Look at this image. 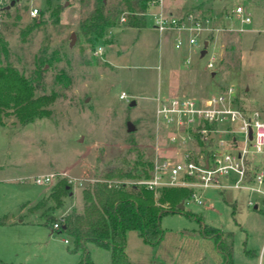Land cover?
<instances>
[{"label": "rangeland", "instance_id": "rangeland-1", "mask_svg": "<svg viewBox=\"0 0 264 264\" xmlns=\"http://www.w3.org/2000/svg\"><path fill=\"white\" fill-rule=\"evenodd\" d=\"M97 1L20 0L0 28L8 50V55L0 52V66L10 63L33 77L37 56L55 54V61L46 65L38 82L37 95L57 94L47 116L27 124L15 114L2 116L0 219H24L14 226L0 223V257L6 264H76L81 259L80 251H72L73 241L65 232L52 231L45 207L33 208L41 200H48L47 207L54 206L48 196L59 179L69 183L74 179V195L65 198L63 207L53 209L57 217L81 210L83 188L104 179L112 169L132 167L139 158L180 157L166 135L158 134L154 120L155 98L170 93L171 81L197 82L200 93H188L198 98L233 84L236 104L257 110L264 118V0H231L232 5L244 3L253 23L244 33H230L218 41L223 48L214 70L206 65L210 52L202 56L198 49L192 55L189 49L178 50L169 32L154 28L150 16L144 26L117 23L108 27L93 48L79 25ZM31 5L39 8V15L44 11L45 23L28 30ZM58 5L59 16H52ZM73 33L76 40L71 44ZM231 44H235L234 51ZM233 54L237 59L231 58ZM212 71L216 74L211 75ZM62 72L70 81L62 78ZM122 91L129 101L120 98ZM133 100L136 105L131 106ZM130 123L135 130H129ZM188 147L196 158L207 152L206 148L202 152L196 146ZM258 160L249 161V175L264 169V158L260 166ZM41 174H53L55 179L37 184L34 178ZM136 179L125 178L127 184ZM203 195L204 203L188 198L182 212L162 216L164 237L158 245L129 230V259L134 264H219L218 244L203 234L208 225L234 233L233 264H264V198L247 189L220 187H211ZM88 248L95 264H112L109 249L93 243Z\"/></svg>", "mask_w": 264, "mask_h": 264}, {"label": "built area", "instance_id": "built-area-1", "mask_svg": "<svg viewBox=\"0 0 264 264\" xmlns=\"http://www.w3.org/2000/svg\"><path fill=\"white\" fill-rule=\"evenodd\" d=\"M19 1L0 0V28ZM230 2L147 0L144 14L151 17L154 28L160 33L172 34L178 50L193 52L198 49L202 54L206 48V53H211L207 68L214 70L223 48L222 43L218 47V41L230 33H244L246 27L253 23V16L244 3L232 5ZM29 14L32 18L38 16L39 8L31 5ZM125 21L126 17L122 16L121 23ZM102 51L99 47L98 53ZM186 59L190 61V57ZM156 97L154 120L157 131L160 130L158 134L166 135L176 156L180 157L159 158L157 155L151 175L132 180L130 184L154 191L162 187H187L191 189L189 198L199 203H204L203 193L211 187L247 189L264 198V169H256L251 175L248 172L250 160L256 162L261 156L256 163L260 166L264 158V118L259 111H248L236 104L237 93L233 84L225 91L206 97L188 94H158ZM120 98L129 101L126 91L121 92ZM250 131L253 132L252 137ZM200 142L204 143L208 153L203 152ZM189 145L192 149L194 146L201 149L200 158L192 156ZM54 179L53 174H41L34 181L44 184L52 183ZM73 181L71 179L70 183ZM59 226L58 222L54 224L55 229Z\"/></svg>", "mask_w": 264, "mask_h": 264}, {"label": "trees", "instance_id": "trees-1", "mask_svg": "<svg viewBox=\"0 0 264 264\" xmlns=\"http://www.w3.org/2000/svg\"><path fill=\"white\" fill-rule=\"evenodd\" d=\"M48 2L51 3V0ZM146 5L147 0H117L114 4H110L109 0H98L94 10L80 22L79 30L94 48L103 39L108 27L121 24L122 16L126 17V26H144ZM60 11L61 6L58 5L50 14L58 17ZM43 15L44 11L41 10L39 16L32 18L27 29L33 30L43 25ZM17 17L21 18V15ZM230 50H235V44H231ZM0 52L8 55L6 42L1 36ZM231 58L237 59V54ZM55 59V54L42 53L37 56L36 76L33 77L27 76L10 63L0 66V123L5 114H15L22 124L50 114L49 106L57 94L37 95V89L46 65L53 64ZM61 75L70 81L65 72ZM200 144L204 147L203 142ZM152 168L153 160L139 158L132 167L110 170L106 173L107 177L83 188L81 210L75 209L57 217L53 209L63 207L65 198L74 192L72 184L61 178L48 196V199L54 201V206L47 207L48 200H41L33 208L45 207L44 214L52 222V231L65 232L72 239V251L81 252V259L76 264H95L88 248L89 243L109 249L112 264H134L127 253V232L136 230L146 242L158 245L164 237L162 216L168 212H182L179 205L191 195V189L187 187H162L154 191L124 181L125 178L149 177ZM8 222L7 218L0 219L1 224ZM56 222L60 226L55 229ZM203 234L218 244L222 257L219 264H233L234 233L204 225ZM0 264L6 263L0 258Z\"/></svg>", "mask_w": 264, "mask_h": 264}, {"label": "crops", "instance_id": "crops-1", "mask_svg": "<svg viewBox=\"0 0 264 264\" xmlns=\"http://www.w3.org/2000/svg\"><path fill=\"white\" fill-rule=\"evenodd\" d=\"M147 9V5H146V8H145V10ZM146 17H148L147 15H145V25L147 24V18ZM151 18V17H150ZM151 22H152V20H151ZM153 23V22H152ZM124 24V23H123ZM169 35L171 36V37H173L172 36V34L171 33H169ZM172 41H173V39H172ZM191 54L190 55H192V52H190ZM189 56V55H188ZM216 74V72L215 71H212L211 72V75H215ZM189 81L187 82V81H185L184 83H181V82H175V81H171L170 82V85H168V92H170V93H166L167 95H182V94H188V95H191V94H189L190 92H193V94L195 95H198L199 93H200V91H201V89H200V87L198 86V84H196L197 82H194L193 83V81H191L190 79H188ZM197 88V89H196ZM178 90V91H177ZM177 92V93H176ZM182 93V94H178V93ZM189 92V93H188ZM194 95H191V96H194ZM194 97H196V96H194ZM73 195H74V192L72 193ZM258 206V205H257ZM22 223H24V219H21V220H19V221H11V220H9V222H8V225H11V226H14V225H19V224H22ZM1 258V257H0ZM2 259V258H1ZM219 262H221V261H219Z\"/></svg>", "mask_w": 264, "mask_h": 264}, {"label": "water", "instance_id": "water-1", "mask_svg": "<svg viewBox=\"0 0 264 264\" xmlns=\"http://www.w3.org/2000/svg\"><path fill=\"white\" fill-rule=\"evenodd\" d=\"M15 2L13 1L12 2V4H14ZM75 40H76V34L75 33H73L72 34V40H71V44H74V42H75ZM205 45L207 46V42L205 43ZM208 50L205 48V49H203V51H202V56H204L205 54H206V52H207ZM134 105H136V101L135 100H133L132 102H131V106H134ZM135 126L134 125H131V123L129 124V130L130 131H133V130H135ZM252 131H250V137H252ZM258 206L257 205H255V208H257ZM184 208H185V201H182L181 202V204L179 205V209L180 210H184Z\"/></svg>", "mask_w": 264, "mask_h": 264}]
</instances>
